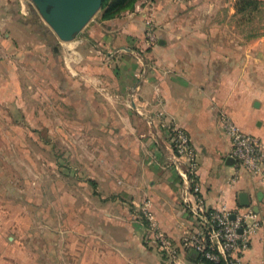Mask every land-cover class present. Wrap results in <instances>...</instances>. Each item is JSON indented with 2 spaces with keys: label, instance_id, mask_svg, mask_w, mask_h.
Returning a JSON list of instances; mask_svg holds the SVG:
<instances>
[{
  "label": "crops",
  "instance_id": "crops-1",
  "mask_svg": "<svg viewBox=\"0 0 264 264\" xmlns=\"http://www.w3.org/2000/svg\"><path fill=\"white\" fill-rule=\"evenodd\" d=\"M173 1L141 3L121 18L101 22L104 30L95 25L85 38L97 43L90 46L97 52L95 59L102 60L97 69L105 76H85L83 92L89 95V88L97 85L96 109L104 118V132L113 129L111 133L129 140L123 143L128 157L123 152L115 158L125 180L123 187L114 181L111 188L118 194L113 197L129 198L145 221L130 224L133 230L122 238L100 240L93 252L83 251L81 264H167L155 244L142 241V229L146 236L153 231L167 236L178 249L179 264H203L194 251L182 248L193 219L183 205V186L173 166V128L183 129L197 151L209 207L231 212L253 208L264 217V183L237 166L220 122L224 112L241 131L264 143V35L248 47L236 44L237 35L227 25L219 29L223 26L214 5L211 14L199 15L203 0ZM234 1L220 3L226 9ZM257 1L264 9V0ZM24 3L0 0V102L8 100L11 81L19 76L11 58L24 60ZM233 13L231 8L229 15ZM148 24L157 38L153 46L147 42ZM242 195L249 201L246 207ZM244 264H264V227Z\"/></svg>",
  "mask_w": 264,
  "mask_h": 264
},
{
  "label": "rangeland",
  "instance_id": "rangeland-1",
  "mask_svg": "<svg viewBox=\"0 0 264 264\" xmlns=\"http://www.w3.org/2000/svg\"><path fill=\"white\" fill-rule=\"evenodd\" d=\"M23 1L24 60L11 58L19 76L11 81L8 100L0 102V264H81L83 251L93 252L100 240L122 238L133 230L130 224L145 221L141 208L135 213L130 199H114L118 193L111 188L114 181L123 187L115 158L129 140L113 129L104 132L97 85L89 95L83 92L85 76H105L90 46L97 43L85 41L95 25L106 29L104 10L65 43L46 23L43 6ZM221 1L203 0L198 14H211L214 5L219 29L227 25L237 35L235 43L245 47L264 35L263 4L235 0L225 9ZM150 24L146 33L154 30ZM147 42L153 46L157 38ZM142 231V241L162 252L152 232Z\"/></svg>",
  "mask_w": 264,
  "mask_h": 264
},
{
  "label": "built area",
  "instance_id": "built-area-1",
  "mask_svg": "<svg viewBox=\"0 0 264 264\" xmlns=\"http://www.w3.org/2000/svg\"><path fill=\"white\" fill-rule=\"evenodd\" d=\"M154 42L153 30L147 40ZM224 134L232 142V157L237 166L264 183V143L257 137L241 131L226 113L220 116ZM174 148L173 166L184 191L183 205L191 214L193 229L182 239V248L194 251L199 257L214 264H244L257 233L264 227V217L253 208L237 212L226 207L211 208L205 201L199 178L197 151L189 135L181 128L171 131ZM232 216L236 219L233 220ZM154 242L167 257V264H179V253L164 234L153 231Z\"/></svg>",
  "mask_w": 264,
  "mask_h": 264
},
{
  "label": "water",
  "instance_id": "water-1",
  "mask_svg": "<svg viewBox=\"0 0 264 264\" xmlns=\"http://www.w3.org/2000/svg\"><path fill=\"white\" fill-rule=\"evenodd\" d=\"M32 2L43 6L41 14L46 23L65 43L72 42L80 35L103 4V0H32ZM240 199L243 206L249 205L246 195H242ZM232 219L235 220L236 217L232 216Z\"/></svg>",
  "mask_w": 264,
  "mask_h": 264
},
{
  "label": "trees",
  "instance_id": "trees-1",
  "mask_svg": "<svg viewBox=\"0 0 264 264\" xmlns=\"http://www.w3.org/2000/svg\"><path fill=\"white\" fill-rule=\"evenodd\" d=\"M141 0H103L102 10H104L103 20L111 21L117 19L121 14L125 12H133L136 8V5ZM247 6L250 4L260 6L262 3L257 0H245ZM199 261L203 264H214L205 259L199 257Z\"/></svg>",
  "mask_w": 264,
  "mask_h": 264
},
{
  "label": "clouds",
  "instance_id": "clouds-1",
  "mask_svg": "<svg viewBox=\"0 0 264 264\" xmlns=\"http://www.w3.org/2000/svg\"><path fill=\"white\" fill-rule=\"evenodd\" d=\"M227 210V209H226Z\"/></svg>",
  "mask_w": 264,
  "mask_h": 264
}]
</instances>
